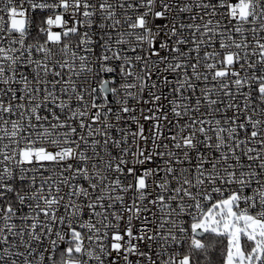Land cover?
<instances>
[{
  "label": "snow or ice",
  "instance_id": "obj_1",
  "mask_svg": "<svg viewBox=\"0 0 264 264\" xmlns=\"http://www.w3.org/2000/svg\"><path fill=\"white\" fill-rule=\"evenodd\" d=\"M217 262L264 264V0H0V264Z\"/></svg>",
  "mask_w": 264,
  "mask_h": 264
},
{
  "label": "built area",
  "instance_id": "obj_2",
  "mask_svg": "<svg viewBox=\"0 0 264 264\" xmlns=\"http://www.w3.org/2000/svg\"><path fill=\"white\" fill-rule=\"evenodd\" d=\"M40 17H37V19H39ZM159 22V21H158ZM54 30H56V31H58L59 29H54ZM217 47H218V45H217ZM95 86V85H94ZM135 126L133 125V128H134ZM146 127H147V125H146ZM86 186V185H85Z\"/></svg>",
  "mask_w": 264,
  "mask_h": 264
},
{
  "label": "trees",
  "instance_id": "obj_3",
  "mask_svg": "<svg viewBox=\"0 0 264 264\" xmlns=\"http://www.w3.org/2000/svg\"><path fill=\"white\" fill-rule=\"evenodd\" d=\"M217 264H218V262H217Z\"/></svg>",
  "mask_w": 264,
  "mask_h": 264
}]
</instances>
